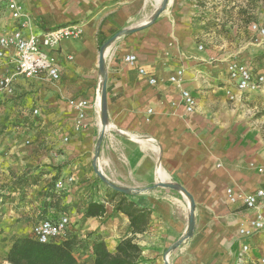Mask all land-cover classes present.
<instances>
[{
	"label": "crops",
	"instance_id": "0c3cea01",
	"mask_svg": "<svg viewBox=\"0 0 264 264\" xmlns=\"http://www.w3.org/2000/svg\"><path fill=\"white\" fill-rule=\"evenodd\" d=\"M17 1L30 15L36 33L76 24L82 34L79 39L63 41L54 51L60 70L56 84L19 80L16 95L9 98L19 101L22 91H34L35 109L51 113L49 135L61 154L52 159L54 172L44 176L29 194L30 205L23 208L21 218L10 212L2 220L0 262L14 239L31 236L32 226L40 220L62 215L71 218L80 240L90 244L101 239L114 252L120 240L130 236L129 221L115 211L118 200L110 201L109 187L94 173L93 152L103 135L95 108L97 61L103 41L135 27L149 14V3L143 9L148 0ZM180 2L172 0L171 8L154 22L113 42L106 59V113L114 129L104 132L103 163L99 160L97 165L104 177L130 192L125 196L131 202L150 212L145 232L135 237L141 264H237L242 244L250 247L247 258L251 263L264 257V234L247 240L238 236L239 222L254 218L255 211L240 202L230 204L226 190L248 195L264 188L259 173L264 169V85L258 91H240L229 79L227 67L237 61L264 77V42L250 45L238 59L224 54V58L212 60L213 50L198 51L188 12L180 8ZM263 13L264 8L260 19ZM13 30V21L1 7L0 36ZM248 33L252 34L249 28ZM128 54L136 56L135 67L124 63ZM138 69L157 83L149 85L148 77L140 76ZM179 70L183 71L181 88L169 82ZM181 89L196 102L192 114L186 113ZM70 99L85 100L89 105L77 132L76 112L67 104ZM258 112L261 116L254 118ZM138 137L150 140L159 157ZM0 148V162L9 159L8 149ZM157 159L169 181L180 185L195 203L191 237L182 240L189 221L187 208L180 193L160 186ZM20 162L28 161L23 158ZM53 177H57L54 184L68 178L73 183L56 191L54 186L48 187ZM91 202L104 205L103 217L85 219ZM259 212L264 217L263 204ZM89 254V249H79L78 264H92Z\"/></svg>",
	"mask_w": 264,
	"mask_h": 264
},
{
	"label": "rangeland",
	"instance_id": "374dc122",
	"mask_svg": "<svg viewBox=\"0 0 264 264\" xmlns=\"http://www.w3.org/2000/svg\"><path fill=\"white\" fill-rule=\"evenodd\" d=\"M171 1H164L163 10L157 18L171 8ZM180 4L183 6L180 8H185L188 12L189 24L193 30L192 35L195 37L198 51H201L200 47L202 50H213L212 60L224 58V54H231L230 58L238 59L250 45L264 42V39L257 41L253 34L248 33L250 24L259 22L264 0H181ZM152 11L151 0L146 12ZM109 40L103 41L101 47ZM212 60L208 62L213 64L215 61ZM99 61L100 56L97 61V67L100 70ZM99 75L98 73V84ZM22 93L19 101L18 98L0 101V146L8 149L9 153V159L0 162V224L10 212L21 218L23 208L30 205L29 194L45 179L44 176L54 172L56 167H53L52 159L61 154V149L55 145L56 142L52 141L49 135V122L52 121L50 111L41 109L37 115H34V91L27 89ZM261 114L264 115V112ZM261 114L255 113L254 118L260 117ZM103 135L100 137L99 146L95 147L93 152L97 170L99 169L97 162L101 160ZM23 158L28 161L24 165L20 162ZM101 162L103 163V160ZM60 167L62 165L58 166ZM59 173L60 170L57 175ZM102 176L104 177L103 174ZM56 179L57 177H53L48 187L53 188ZM106 180L109 184L115 185L109 178ZM33 182L36 184L34 185ZM104 184L109 187L108 192L115 191L108 184ZM46 193L50 195L49 192ZM62 196H58V199Z\"/></svg>",
	"mask_w": 264,
	"mask_h": 264
},
{
	"label": "built area",
	"instance_id": "2783aa9c",
	"mask_svg": "<svg viewBox=\"0 0 264 264\" xmlns=\"http://www.w3.org/2000/svg\"><path fill=\"white\" fill-rule=\"evenodd\" d=\"M1 7L8 12L14 23V30L10 34L0 36V97L4 99L14 97L19 80L56 84L60 79V70L54 51L63 41L79 39L82 34L81 27L71 24L36 33L33 31L30 15L17 0H0ZM249 30L257 41L264 39V13L259 22L250 24ZM199 50H202V47ZM123 61L131 68L137 64V58L132 54L126 55ZM227 72L229 79L237 83V89L240 91H258L264 85V77L254 75L249 68L237 61L229 63ZM138 74L145 78L148 77L143 69H138ZM182 76L183 71L179 70L170 77L169 82L181 88ZM148 83L153 86L157 81L155 78L148 77ZM180 97L186 113H194L196 102L192 95L181 89ZM230 100L234 98L230 97ZM67 104L76 112L74 130L77 132L83 127L85 110L89 107L88 102L70 99ZM33 114L37 115L38 110L34 109ZM1 156L2 149L0 148V158ZM259 173L263 175L264 182V169H260ZM72 183V178L59 180L55 183L54 189L63 191L67 185ZM226 198L230 204L240 202L247 210L255 211L254 218H245L239 222L237 234L241 239L247 240L255 235L264 234V217L259 212L260 206L264 205V188L248 195L234 193L232 189H227ZM71 231L76 230L68 215H62L57 219H42L32 226L33 237L42 244L62 238ZM249 251V245L242 244L237 264H264V257L249 263L247 258ZM0 264L9 263L4 260Z\"/></svg>",
	"mask_w": 264,
	"mask_h": 264
},
{
	"label": "trees",
	"instance_id": "16d2710c",
	"mask_svg": "<svg viewBox=\"0 0 264 264\" xmlns=\"http://www.w3.org/2000/svg\"><path fill=\"white\" fill-rule=\"evenodd\" d=\"M108 196L110 201L118 200L115 211L123 214L129 221L130 236L120 240L114 252L108 251L101 239H94L90 244L85 243L79 239L77 231H71L64 237L46 244L39 243L33 235L16 238L6 254L5 261L9 264H78V250L89 249L92 264H141V249L135 237L145 232L150 212L138 208L118 192L112 191ZM104 214L103 204L91 202L85 209L84 217L99 218Z\"/></svg>",
	"mask_w": 264,
	"mask_h": 264
},
{
	"label": "bare ground",
	"instance_id": "6f19581e",
	"mask_svg": "<svg viewBox=\"0 0 264 264\" xmlns=\"http://www.w3.org/2000/svg\"><path fill=\"white\" fill-rule=\"evenodd\" d=\"M150 1L151 0H148L146 3L143 4V9H144V7H146L148 5V3H150ZM164 1L165 0H152L153 11L150 12L148 15H146L145 18H143L138 24L135 25V27H132L131 29L127 30L126 32L122 33L121 35H124L131 30H135V29H139V28L148 26L150 23H152L155 20V18L162 12ZM112 44H113V42L106 44L104 46L102 53L100 54V61H99V66H100L101 71L98 69V73L100 75H99V84H98V95H97V99H96L95 108H96L97 113H98V127H99L101 133L108 131L110 128L114 129L109 124V122L107 121V116L105 113V107H104V101H103V98H104L103 82H104V76L106 74V71H105L106 65L105 64H106V59L108 57V54H109V51L111 49ZM138 139L140 141L146 143V145L148 147H150L151 150L156 154L157 158L159 157V150L157 149L156 146L151 145L150 140L144 139L141 137H138ZM158 160L159 159H157L156 174H157V178L159 180V184L163 187L173 188L178 193H180L181 198H182V202L185 205V207L187 208V212H188L187 217L189 218V221H188L187 227L184 231V234L182 236V240H183V239L187 238L189 235H190V237L192 235L191 233L193 230L194 207H193L191 199L189 198L187 193H185L183 188L180 185H178L176 183H172L169 181L165 171L161 168ZM124 191L127 192L128 190H124ZM179 242H180V240H178V243ZM164 264H167V261Z\"/></svg>",
	"mask_w": 264,
	"mask_h": 264
},
{
	"label": "water",
	"instance_id": "95a60500",
	"mask_svg": "<svg viewBox=\"0 0 264 264\" xmlns=\"http://www.w3.org/2000/svg\"><path fill=\"white\" fill-rule=\"evenodd\" d=\"M158 16H159V15H158ZM158 16H157V17H158ZM157 17H156V18H157ZM156 18H155V20H156ZM155 20H154V21H155ZM154 21H153V22H154ZM142 29H143V28H139V29H136V30H132V31H129L128 33H126V34H124V35H130V34H132V33H135V32H137V31H139V30H142ZM121 34H122V32L116 34V35L113 36L109 41H107V42H106V43L100 48L99 56H100V54L102 53V50H103L104 46H105L106 44H108L110 41H113V42H114V40H115L116 38L122 36ZM106 84H107V73H106L105 76H104V82H103V88H104V98H103V101H104L105 113H106V111H107ZM106 116H107V113H106ZM95 173H96V175L101 179L102 182L108 184L113 190H115V191H117V192H120V193H122V194H124V195H129V194H130V192H128V191L125 192L122 188H120V187H118V186H115V185H111V184H109L108 181L106 180V178L102 176V173H101L99 170L95 169ZM162 187H163V186H162ZM164 188H169V189L174 190L173 188H170V187H164ZM183 190H184V189H183ZM184 191H185V190H184ZM185 193H187V192L185 191ZM187 195H188L189 198L191 199L192 204H193V207H194V202H193L192 197H191L188 193H187ZM193 230H194V216H193ZM193 230H192V233H193ZM192 233H191V234H192Z\"/></svg>",
	"mask_w": 264,
	"mask_h": 264
}]
</instances>
